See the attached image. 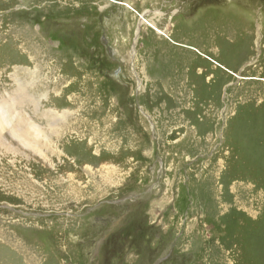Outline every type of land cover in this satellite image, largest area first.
Here are the masks:
<instances>
[{"label":"rangeland","instance_id":"1","mask_svg":"<svg viewBox=\"0 0 264 264\" xmlns=\"http://www.w3.org/2000/svg\"><path fill=\"white\" fill-rule=\"evenodd\" d=\"M248 1L209 26L191 8L227 0H0V98L24 87L55 147L0 151V264H221L208 196L228 162L264 190V0Z\"/></svg>","mask_w":264,"mask_h":264},{"label":"bare ground","instance_id":"2","mask_svg":"<svg viewBox=\"0 0 264 264\" xmlns=\"http://www.w3.org/2000/svg\"><path fill=\"white\" fill-rule=\"evenodd\" d=\"M128 3V2H127ZM126 3V4H127ZM129 7H131L130 3ZM142 24H149L152 28L156 30V32L164 34L169 37L173 42H177L167 31H161L158 26L153 23L148 17L144 14L140 15ZM219 28V27H218ZM201 31V30H200ZM176 32V31H175ZM177 33V32H176ZM259 33V32H258ZM174 35V34H173ZM182 36V35H181ZM184 36V35H183ZM192 36V35H191ZM199 36V35H198ZM207 37V36H206ZM205 37V38H206ZM180 38V37H179ZM186 39V38H185ZM180 40V39H179ZM204 41V39H203ZM190 43V42H189ZM206 43V42H205ZM162 44V43H161ZM215 44V43H214ZM152 45V44H151ZM190 45V44H189ZM162 46V45H161ZM177 46V45H176ZM179 46V45H178ZM195 46V45H193ZM208 46V45H207ZM119 55L123 54V44L117 45ZM153 47V46H152ZM163 47V46H162ZM197 47V46H196ZM150 48V47H149ZM155 48V47H154ZM177 48V47H176ZM164 49V48H163ZM173 49V48H172ZM158 50V49H157ZM200 50V49H199ZM203 50V49H202ZM224 50V48H223ZM233 50V49H232ZM150 51V49L148 50ZM165 51V50H163ZM176 51V50H175ZM187 51V50H186ZM195 51V50H194ZM201 51V50H200ZM213 51V50H212ZM218 51V50H217ZM184 52V51H183ZM205 52V51H204ZM219 52V51H218ZM177 53V51H176ZM187 53V52H186ZM194 53V52H193ZM207 53V52H205ZM163 54V53H162ZM168 54V53H167ZM190 54V53H188ZM209 54V53H208ZM150 55V53H149ZM157 55V54H156ZM172 55V54H171ZM175 55V54H174ZM141 56V55H140ZM148 56V55H147ZM177 56V55H176ZM181 56V54L179 55ZM168 57H170L168 55ZM210 58V56H209ZM148 59V58H147ZM173 59V58H171ZM189 59V58H188ZM212 59V58H210ZM195 60V59H194ZM214 63L220 64L218 61L212 59ZM161 62V61H160ZM171 62V61H170ZM184 62V61H182ZM143 63V62H142ZM173 63V62H172ZM177 63V62H176ZM171 64V63H170ZM140 65V64H139ZM154 65V64H153ZM162 65V63H161ZM182 65V64H181ZM190 65V64H189ZM203 65V64H202ZM168 66V65H167ZM153 67V66H152ZM158 67V66H157ZM178 67V66H177ZM227 67V66H226ZM136 68V67H135ZM155 68V67H154ZM181 68V67H180ZM185 68V67H184ZM143 69V68H142ZM168 69V68H167ZM155 70V69H154ZM172 70V69H171ZM168 71V70H167ZM203 71V70H202ZM174 72V71H173ZM217 72V71H216ZM158 73V72H156ZM183 73V72H182ZM207 73V72H205ZM186 74V73H185ZM204 74V73H203ZM155 75V74H154ZM227 75V74H226ZM203 76V75H202ZM230 76V75H229ZM238 76V75H237ZM199 77V76H198ZM221 77V76H220ZM238 77H243L239 75ZM211 78V77H210ZM165 79V78H163ZM176 79V78H175ZM180 79V78H179ZM220 79V78H219ZM232 79V78H231ZM174 80V79H173ZM167 81V80H166ZM183 81V80H181ZM202 81V80H201ZM217 81V80H216ZM221 81V79H220ZM168 82V81H167ZM189 82V81H188ZM193 82V81H192ZM230 82V81H229ZM176 83V82H175ZM215 83V82H214ZM217 83H219L217 81ZM180 84V83H179ZM194 84V83H193ZM216 84V83H215ZM226 84V82L224 83ZM171 85V84H170ZM197 85V84H196ZM199 85V83H198ZM205 85V84H204ZM219 85V84H218ZM175 86V85H174ZM183 86V85H182ZM192 85H190L191 87ZM201 86V85H200ZM209 86V85H208ZM193 87V86H192ZM190 88L194 94L199 89L193 87L195 89ZM204 88V86H202ZM177 88V87H176ZM175 88V89H176ZM166 89H172L167 87ZM206 90V88H204ZM210 89V88H209ZM217 89V85H216ZM219 89V88H218ZM227 89V88H226ZM177 90V89H176ZM189 90V89H188ZM202 90V88H201ZM215 90V89H214ZM213 90V91H214ZM170 91V90H169ZM204 91V90H203ZM208 91V89H207ZM210 91V90H209ZM217 91V90H216ZM228 91V90H227ZM172 92V91H171ZM205 92V91H204ZM0 93L2 91L0 90ZM167 93V92H166ZM177 93L180 95L179 100L181 104H184L186 101L188 102L189 94L184 87L182 89L177 90ZM214 93V92H213ZM9 96H1L0 98V151L2 148L6 150H13L7 141V138H12L13 141L19 144V146H23L28 149L30 152L34 154L43 155L44 151L47 150H55L53 141L51 142L50 136H44L41 134V129L35 126L34 123L25 116L23 110H25L26 99L29 100V103L33 102V98L30 96L28 91L20 86L19 89L13 90L8 93ZM209 94V93H208ZM208 94H206L208 96ZM211 94V93H210ZM218 94V93H217ZM160 95V94H159ZM163 95V94H161ZM150 96V95H149ZM156 98V97H155ZM209 98V96L207 97ZM159 99V98H158ZM190 99V98H189ZM161 100V99H160ZM207 100L202 94L199 98V101ZM178 101V100H177ZM212 101V100H211ZM197 102V101H196ZM214 102V101H213ZM205 105L202 106V115L205 118H208L211 114H209L208 108H211L210 103L205 101ZM183 106V105H182ZM186 106V105H185ZM197 106V105H196ZM189 107V106H188ZM182 109V108H181ZM186 109V108H185ZM198 109V108H197ZM188 110V109H187ZM195 110V108H194ZM180 111V110H179ZM199 112V110H197ZM190 112V111H189ZM188 112V114H189ZM194 112V111H193ZM195 113V112H194ZM197 113V112H196ZM176 114V113H175ZM229 115V114H228ZM192 116V115H191ZM197 116V115H194ZM185 117V116H184ZM193 117V116H192ZM176 118V117H175ZM255 118V117H254ZM28 119V120H27ZM179 119V118H178ZM177 119V120H178ZM197 119V118H196ZM140 120V119H139ZM181 120V118H180ZM181 120L180 122H182ZM140 122V121H139ZM202 122V121H201ZM200 123V122H199ZM146 124V123H143ZM181 125V123H179ZM193 125V124H192ZM202 125V124H200ZM185 131L186 136H209L210 129L204 128V130L198 131L194 126L191 125H182ZM201 127V126H200ZM6 132V133H5ZM199 132L200 135H199ZM8 136H5V135ZM223 134V133H222ZM211 135V134H210ZM98 137V136H97ZM252 137V136H251ZM249 136V138H251ZM188 139V138H187ZM231 139V138H230ZM246 139V138H245ZM255 139V138H254ZM261 139V138H260ZM264 139V138H263ZM259 140V137H258ZM111 141V140H110ZM186 141V140H184ZM232 141V140H231ZM235 141V140H234ZM255 141V140H254ZM263 141V140H262ZM179 142V141H178ZM190 142V141H189ZM237 142V141H235ZM251 142V141H250ZM187 143V142H186ZM229 143V142H226ZM233 143V142H231ZM258 143V141H257ZM260 143V142H259ZM264 143V142H263ZM181 145V144H180ZM225 145V144H224ZM233 145V144H232ZM182 146V145H181ZM227 146V145H226ZM264 146V145H263ZM109 149H112V143L108 145ZM235 149L237 146H234ZM233 147V148H234ZM240 147V146H239ZM249 147V146H248ZM253 147V146H252ZM241 148V147H240ZM253 149V148H251ZM241 150V149H239ZM239 150H236L239 151ZM264 150V149H263ZM233 151V150H232ZM223 152V151H222ZM221 152V153H222ZM231 152V150H230ZM229 152V153H230ZM253 152V150H252ZM256 152V151H255ZM263 152V151H262ZM245 153V152H244ZM228 154V153H226ZM233 153H230L231 156ZM218 155V153H217ZM227 155V156H228ZM263 155V153H262ZM222 156V155H221ZM244 156V155H243ZM234 157V154L232 158ZM236 158V157H235ZM241 158V155L237 157ZM251 158V156L249 157ZM259 158V157H258ZM261 158V157H260ZM264 158V157H263ZM217 159V158H216ZM254 159V158H253ZM264 160V159H263ZM216 161V160H214ZM231 161V160H230ZM238 160H233L228 162L226 169L227 174L229 176V182L227 180V184L224 187H218L214 190V193L209 198H212V202L214 204V214H211L212 220L215 222V225L220 231H224V251L223 260L221 264H264V190L260 189L257 183L249 180L248 178L246 182L244 178H246V172L242 168V163L238 168L235 169V164H237ZM250 162V161H249ZM253 162V161H252ZM217 163V162H216ZM245 163V162H244ZM258 163V162H257ZM3 164V163H2ZM226 164V163H225ZM211 165V164H210ZM257 165V164H256ZM264 165V164H263ZM3 166L6 167L4 164ZM2 166V167H3ZM225 166V165H224ZM4 167V168H5ZM247 167V166H246ZM250 167V166H249ZM257 168V167H255ZM4 171V170H3ZM248 171V170H247ZM253 171V170H252ZM218 172V171H217ZM216 172V173H217ZM223 172V171H222ZM258 172V170H257ZM127 174V173H126ZM249 174V173H248ZM128 175V174H127ZM221 175V174H220ZM261 175V174H260ZM125 176V175H124ZM213 176V175H212ZM127 177L122 176V181H125ZM208 177V176H207ZM206 177V178H207ZM221 177V176H219ZM252 177V176H251ZM262 177V176H261ZM209 178V177H208ZM253 179V177H252ZM258 180V179H257ZM216 181V180H215ZM23 183H27L26 179L22 180ZM219 183V181H218ZM204 184V183H203ZM208 184V183H207ZM214 184V183H213ZM3 186V185H2ZM211 187V186H210ZM264 187V186H263ZM213 189V188H212ZM210 199H207L208 201ZM211 203V202H210ZM208 206V205H207ZM211 207V206H209ZM212 210V209H211ZM213 213V212H212ZM208 220V219H207ZM211 220V221H212ZM204 221V220H203ZM209 223V222H208ZM214 229V228H213ZM212 230V229H211ZM216 230V229H215ZM213 232V231H212ZM216 233V231H215ZM221 233V232H220ZM212 234V233H211ZM219 234V233H217ZM213 235V234H212ZM220 235V236H223ZM213 237V236H212ZM211 237V238H212ZM221 238V237H220ZM223 238V237H222ZM215 239V238H214ZM218 239V238H217ZM211 240V239H210ZM213 241V240H212ZM217 241V240H216ZM214 245V244H213ZM216 246V245H215ZM212 247V246H211ZM217 247V246H216ZM218 248V247H217ZM214 250V248H213ZM211 251V250H210ZM217 252V251H215ZM212 255V254H211ZM222 255V254H221ZM29 256V255H28ZM210 257V256H209ZM213 257V256H212ZM32 259V258H31ZM209 259V258H208ZM212 259V258H211ZM220 259V258H218ZM212 263V262H211ZM31 264V263H30ZM216 264V263H215Z\"/></svg>","mask_w":264,"mask_h":264},{"label":"crops","instance_id":"3","mask_svg":"<svg viewBox=\"0 0 264 264\" xmlns=\"http://www.w3.org/2000/svg\"><path fill=\"white\" fill-rule=\"evenodd\" d=\"M233 1L234 0H227V2L225 4L224 3H221V5H214V4L210 5L208 3H206L205 5L204 4L203 5H197V2H196V4L194 5V7L191 8V10H190L188 23H190L192 25V23L194 21L197 22V23H200V22H203V21H207L209 23V26H210L215 21L216 22H220L218 20L230 21L227 18V15L229 13L228 7L230 6V4H232ZM165 3L166 4L169 3V4L175 5L174 0H165ZM250 3H252V2H249L248 1V4H250ZM252 11L257 12V10L255 9V7L253 8ZM171 23L173 24V21H171ZM157 25L159 27H161V28H164V29L165 28H168L167 27V24L166 23H163V21H160V20H159V23H157ZM174 27L175 26H172V29H170L169 36H172V34L174 33V31H176V28H174ZM176 43H179V42H176ZM211 49H212V47H211Z\"/></svg>","mask_w":264,"mask_h":264}]
</instances>
